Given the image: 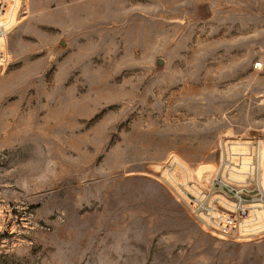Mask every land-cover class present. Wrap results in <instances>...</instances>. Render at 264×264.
<instances>
[{"label": "rangeland", "instance_id": "obj_1", "mask_svg": "<svg viewBox=\"0 0 264 264\" xmlns=\"http://www.w3.org/2000/svg\"><path fill=\"white\" fill-rule=\"evenodd\" d=\"M0 62V264H264L181 199L263 140L264 0H21ZM242 148V147H236Z\"/></svg>", "mask_w": 264, "mask_h": 264}, {"label": "built area", "instance_id": "obj_2", "mask_svg": "<svg viewBox=\"0 0 264 264\" xmlns=\"http://www.w3.org/2000/svg\"><path fill=\"white\" fill-rule=\"evenodd\" d=\"M20 3L0 0V62L4 58L2 37ZM242 142L235 145L223 141L207 188L198 190L193 185L181 196L202 228L220 238H251L264 231L263 140L253 137Z\"/></svg>", "mask_w": 264, "mask_h": 264}, {"label": "bare ground", "instance_id": "obj_3", "mask_svg": "<svg viewBox=\"0 0 264 264\" xmlns=\"http://www.w3.org/2000/svg\"><path fill=\"white\" fill-rule=\"evenodd\" d=\"M15 14H16V13L14 12V20H13V22H15V20L17 19V18H15V17H17ZM11 25H12V24L10 23V20H9V23H8V25H7V27H6L5 33H4L3 37H2V41H3V43H4L5 34L7 33V31L9 30V27H10ZM4 57H5V55H4Z\"/></svg>", "mask_w": 264, "mask_h": 264}]
</instances>
